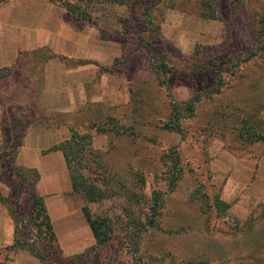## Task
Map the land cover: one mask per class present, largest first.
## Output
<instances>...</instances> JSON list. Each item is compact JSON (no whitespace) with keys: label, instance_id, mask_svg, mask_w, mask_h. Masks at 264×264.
Masks as SVG:
<instances>
[{"label":"rangeland","instance_id":"obj_1","mask_svg":"<svg viewBox=\"0 0 264 264\" xmlns=\"http://www.w3.org/2000/svg\"><path fill=\"white\" fill-rule=\"evenodd\" d=\"M48 1L95 38L109 64L77 89V111L50 115L34 102L43 62L53 58L47 49L20 52L0 69V264H40L30 244L50 264L79 254L86 264H264L263 146L239 134L245 117L264 132V50L257 52L254 28L264 0H210L213 20L202 18L197 0ZM65 4L78 9L66 14ZM46 128L61 131L56 144L70 130L86 136L82 173L104 199L66 191V166L65 182L40 196L37 165L46 171L51 154L34 143ZM132 173L138 179L131 184ZM132 188L136 199L129 201ZM31 189L43 200L55 251L36 239L28 220ZM215 198L226 207L216 208ZM145 199L154 225L126 236L136 229L123 209L140 218ZM83 206L108 217V245L95 244ZM9 227L12 241L4 244Z\"/></svg>","mask_w":264,"mask_h":264},{"label":"crops","instance_id":"obj_2","mask_svg":"<svg viewBox=\"0 0 264 264\" xmlns=\"http://www.w3.org/2000/svg\"><path fill=\"white\" fill-rule=\"evenodd\" d=\"M64 15L62 8L48 0H9L0 5V69L11 67L20 52L47 49L53 55V58L43 62L42 88L34 101L46 115L77 111L82 103L76 96L77 89L91 86L96 70L109 64L102 49L96 47L95 38H88L82 31L70 26L63 19ZM57 57L73 60L76 67L68 69ZM69 71L73 72L72 77L66 74ZM85 93L90 94L87 89ZM43 131V137L35 141L34 146L48 148L51 154L46 159V171L37 165L40 175L37 189L45 199L46 188H57L59 182H65L66 169L62 154L49 150L58 142L61 131L47 128ZM66 186V191L70 192L68 177ZM12 235L13 229L9 227L4 244L12 241ZM2 244L0 239V246Z\"/></svg>","mask_w":264,"mask_h":264},{"label":"trees","instance_id":"obj_3","mask_svg":"<svg viewBox=\"0 0 264 264\" xmlns=\"http://www.w3.org/2000/svg\"><path fill=\"white\" fill-rule=\"evenodd\" d=\"M76 1H82V0H76ZM117 3V2H116ZM197 3L200 7V14L202 18L204 19H216V13L215 9L211 3L210 0H197ZM130 5L134 6L137 5V3L134 1L133 3H130ZM66 14L70 13L69 8L71 6H68L65 4L64 6ZM146 8V7H145ZM78 9V7H72L71 10L73 11ZM254 28L256 32L258 33L259 37L258 42H256V48L257 52L264 50V11L260 15V17H257L256 21L254 22ZM256 40H254L255 43ZM6 70V69H4ZM193 101H189L185 104V111L192 113L193 111ZM176 114H178V111L176 108L173 109ZM249 118V117H248ZM248 118L245 117L241 121V126L239 129V134L240 137L242 138L241 140L246 142V143H261L263 146V155H264V132H257L252 125L248 122ZM86 136L85 135H79L76 132L70 130L69 132V137L62 141L59 144H56L52 146L49 150L50 151H59L62 154V157L64 159V163L68 172V179L70 182V189L72 192L75 193H80L84 196V198L88 202H95L98 199H104L105 198V193L102 191V189H99L93 184H90L87 182L86 177L82 173V166L80 165L79 158L83 154V150L80 148V146H84L85 148L88 147L89 142H86ZM84 141L86 143H84ZM74 146H77L74 149ZM79 146V147H78ZM18 177L20 179H24V175L18 174ZM130 178L132 179L130 182L131 184L134 182H137V175L132 173L130 174ZM167 176H170L168 174ZM174 180V179H173ZM171 181V178L168 181V185L172 183L174 184V181ZM129 201L132 199H136V191L132 188V191L129 193ZM146 201V202H145ZM143 201L144 205L147 207L149 203L152 202V200H146ZM214 206L216 208L218 207H223L224 209L226 205L221 202L220 200L216 199L214 200ZM147 212L143 213L140 215V218L134 214L130 209L124 208L123 209V215L127 218H129V223L134 225L133 228L136 229L135 232L131 231L130 229H126L125 235L132 237L134 236L135 238L138 237V232H144L147 228L151 227L154 225V220L151 216L153 215V210L152 208H146ZM81 214L84 218L85 223L88 226V229L91 233V236L97 246L103 247L108 245V243L111 240V232L112 229L110 227V222L108 217L106 216H96L93 217L86 206L81 207L80 209ZM155 212V211H154ZM27 214H28V220L30 224L32 225V228L35 232L36 239L38 240H44L46 242L45 246L47 247L48 251H55V242H54V235L51 229L49 217L47 215L46 209L43 204V200L40 196H38L33 189H31L29 193V205L27 208ZM142 219V220H141ZM28 252L30 253L31 256L36 258L40 264H50L49 260L40 253L36 249L35 246L30 244L27 248ZM84 254H79V255H74L71 256L70 258L67 259L68 264H86L87 261L86 259H81ZM87 256V255H86ZM95 261L93 260V262Z\"/></svg>","mask_w":264,"mask_h":264}]
</instances>
